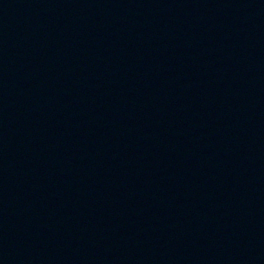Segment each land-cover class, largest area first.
Masks as SVG:
<instances>
[{
  "label": "water",
  "instance_id": "95a60500",
  "mask_svg": "<svg viewBox=\"0 0 264 264\" xmlns=\"http://www.w3.org/2000/svg\"><path fill=\"white\" fill-rule=\"evenodd\" d=\"M0 264H264V0H0Z\"/></svg>",
  "mask_w": 264,
  "mask_h": 264
}]
</instances>
